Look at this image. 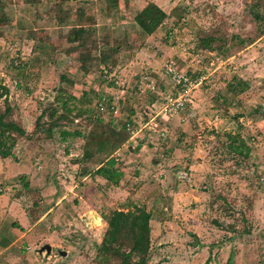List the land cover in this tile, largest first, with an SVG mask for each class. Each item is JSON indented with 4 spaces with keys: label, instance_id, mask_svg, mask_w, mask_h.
I'll return each instance as SVG.
<instances>
[{
    "label": "rangeland",
    "instance_id": "374dc122",
    "mask_svg": "<svg viewBox=\"0 0 264 264\" xmlns=\"http://www.w3.org/2000/svg\"><path fill=\"white\" fill-rule=\"evenodd\" d=\"M147 2L167 14L149 36L132 22ZM248 2L0 0L8 20L1 28L0 86L8 89V104L26 132L10 145L11 157L0 158V264H96L95 246L105 230L101 217L128 201L153 210L147 264H264V37L242 46L231 40L256 34ZM120 25L122 30L112 32ZM203 36L219 38L212 46L220 49L197 48ZM79 56L88 61L86 73L79 69ZM99 58L120 61L115 76L128 94L142 86L152 100L148 113L159 102L157 86L165 92L170 88L161 70L165 61L171 59L182 72L208 76L188 106L164 126L163 140L174 148L169 162L157 156L158 136L146 130L139 136L156 150L138 143L129 144L130 153L116 148H121L117 165L129 161L133 166L118 189L80 174L100 166L116 149L98 150L89 137L79 138L64 147L74 154L65 159L63 147L48 135L49 110L60 114L59 98L67 96L74 98L68 101L73 120L65 123L70 132L104 129L107 119L101 126L90 119L94 90L102 93L107 87ZM144 76L154 83L153 91L139 82ZM232 77L243 85L231 102V87L222 82ZM220 95L222 103L213 101ZM178 118L184 119L182 135L168 129ZM227 135L245 142V159L227 147ZM84 151L90 157L83 160ZM137 168L141 175L134 179ZM9 198L13 211L5 205ZM43 245L50 247L48 254L40 251Z\"/></svg>",
    "mask_w": 264,
    "mask_h": 264
},
{
    "label": "trees",
    "instance_id": "16d2710c",
    "mask_svg": "<svg viewBox=\"0 0 264 264\" xmlns=\"http://www.w3.org/2000/svg\"><path fill=\"white\" fill-rule=\"evenodd\" d=\"M112 5L115 3V0H110ZM247 6V13L255 25L256 34L251 39H240L237 36L231 37L234 44L237 45H250L254 40L264 37V0H249ZM167 18V14L163 12L155 3L147 2L143 5V7L135 13L132 18L135 26L145 35L153 34L159 27H161L163 21ZM63 18L57 17V20H61ZM181 24H184V19H179ZM8 20L6 16L3 14L2 7L0 6V37H2V27H5ZM80 28L78 30H74L75 36H80L81 34ZM81 41V40H80ZM216 41H219V38L214 36H203L199 37L196 41V47L208 50L215 51L219 50L220 46H216L213 48V44ZM222 41V40H221ZM225 41V40H224ZM223 41V42H224ZM78 46H83V44L78 43ZM79 62V69L82 73L87 72L88 61L85 60L84 57L79 56L77 58ZM87 61V62H86ZM97 64L101 66L100 68V77L102 79V83L106 84V88L108 94L105 95L108 97L106 102V107L104 112H99L96 109L97 101L103 96V92L98 89L94 90L96 98L93 103V111L91 114V121L98 126L103 124L102 119H107L106 123H104V129L94 132L88 131L81 132L79 130H74L70 132L67 128L68 125L65 123H70L73 119L69 118L71 114V110L73 107L68 108V101L74 100L73 97L67 96L65 100L60 99V108L61 113L56 115L55 108H51L49 110V126H48V135L51 138L54 134H57L60 141H64L69 137H78L85 141L88 137L90 140H93L98 150L103 149V147L109 145L111 149H116L121 147L127 140L128 135L124 131L125 123H132L133 120L136 122L135 118H132L135 113L134 108H130L125 111L126 114H122V110L117 111V114H113L110 110L112 106V97L117 91V88L112 85V83H108L107 74L116 73V61L115 59H98L96 60ZM12 69H19L20 67L12 66ZM116 68V69H115ZM187 75L195 76L198 74H189ZM27 77V76H25ZM65 80V78H61ZM141 81V80H140ZM107 82V83H106ZM67 83H70L67 81ZM225 86H230L231 93V102L235 98V94L239 92L240 87L243 85V81L236 77H232L227 82H222ZM20 84H15L18 88ZM137 89V88H136ZM91 90H89L88 94ZM97 91V92H96ZM138 91V89H137ZM93 92V90H92ZM114 92V93H113ZM8 89L1 85L0 86V98H3L2 105L0 106V158L5 159L11 157V144H14L16 139L24 138L26 132L19 121V116L16 113V117L13 115V110L11 106L8 104L7 95ZM58 94L62 93L60 90L57 92ZM87 93H82V96H87ZM94 94V93H91ZM58 96H55L54 99H57ZM60 97V96H59ZM221 98H214L213 101L222 103L224 98L220 95ZM118 106L120 107L121 103L118 100ZM188 106V105H187ZM129 111V113H128ZM139 111V110H138ZM76 116L81 114V110H76ZM134 112V113H133ZM145 115L142 117L144 118ZM37 127V123L35 124ZM95 138V139H94ZM100 138V139H96ZM115 138L117 141H112L111 139ZM226 139L227 147L236 155H239L242 158H246L249 150L245 145V142L238 138V135H227ZM81 140V141H82ZM160 141L159 151L157 156L163 155L166 159L170 157V151L167 148V144L163 139L158 138ZM58 141V140H57ZM87 141V140H86ZM59 142V141H58ZM90 154L86 151L83 152L81 158L88 159ZM118 162L114 161V159L109 158L105 162L101 163L93 171L85 172V170H81L80 174L84 175L85 173L90 174V177L98 176L105 180L106 184H110L114 187L118 186V181L121 177V172L119 170ZM22 178V177H21ZM23 187H26L27 184L24 181H21ZM154 200H152L150 207H154ZM126 208V209H124ZM122 210H111L106 215L102 216V220L105 223V230L103 232L102 238L95 246V263L96 264H147L148 255L150 251V227L149 222L151 220V208L147 209L143 204H132L131 202H127L124 206L121 207ZM12 227L15 226L14 223H11ZM4 241V240H3ZM3 241L0 242V245L3 244Z\"/></svg>",
    "mask_w": 264,
    "mask_h": 264
},
{
    "label": "built area",
    "instance_id": "2783aa9c",
    "mask_svg": "<svg viewBox=\"0 0 264 264\" xmlns=\"http://www.w3.org/2000/svg\"><path fill=\"white\" fill-rule=\"evenodd\" d=\"M162 75L170 84V88L168 91H159L158 97L159 102L155 105V110L151 111V115L147 117L148 113L147 109L144 110L145 119H142L141 122H135L133 120L132 123L124 124V131L127 133L128 138L126 142L121 146L124 151L127 150V147L130 143H136L139 139V135L144 130L148 131V133L154 134L158 136V138L165 139L166 129L165 124L168 123L171 119L178 116L180 112H182L186 106L189 104L192 94L200 88V86L205 85L207 80L206 74H199L195 76L187 75L186 72L180 71L175 63L169 59L165 61L162 66ZM116 74H107V81L112 83L113 86L117 88L116 93L112 97V106L110 110L113 114H117L118 100H120V96L125 93V89L123 84L119 82ZM143 84V87L149 91L154 90V83L150 80L147 81V78L144 76L140 81ZM142 86L138 89V92L141 93L143 90ZM108 97L104 94L101 96L99 101H97L96 109L99 112H104L106 107V102ZM121 148L116 149L110 158L114 159V161L118 162L121 157ZM159 158L161 160H165L166 158L163 155H160ZM1 192V190H0Z\"/></svg>",
    "mask_w": 264,
    "mask_h": 264
},
{
    "label": "crops",
    "instance_id": "0c3cea01",
    "mask_svg": "<svg viewBox=\"0 0 264 264\" xmlns=\"http://www.w3.org/2000/svg\"><path fill=\"white\" fill-rule=\"evenodd\" d=\"M156 4V3H155ZM157 5V4H156ZM114 16L116 17V13L114 14ZM133 22V21H132ZM133 25H135L134 23H133ZM119 31V30H122V28H121V25L120 26H118V27H116V28H113V30H112V32H114V30L115 31H117V30ZM78 42V41H77ZM75 45H77V43H75ZM118 49V48H117ZM120 54V53H119ZM121 56H123V55H121ZM120 62V61H119ZM119 62H117L116 64V68L118 69V67H121V66H118V64H119ZM128 66V64L127 65H124L123 67H127ZM122 67V68H123ZM140 82V81H139ZM96 89H98V88H96ZM138 89V88H137ZM137 89H136V86H133V88L130 90L131 91V93H129L128 94V91L126 90L125 91V93L122 95V96H120V103H121V105H120V110H122L123 112H122V114H126V112L125 111H127V110H129L130 108H134V114H133V116H132V118H135V119H138V121L139 122H141V120H142V117L144 116V110L147 108V104L150 102V101H152L151 99H149L148 98V93H147V95L145 96V94H143V92H141V93H139L138 91H137ZM157 90L158 91H162V92H164V89H162V88H159V85L157 86ZM100 91V90H99ZM103 93H108V91H107V89H104L103 90ZM114 93V92H113ZM116 93V92H115ZM139 97V100H137V97ZM138 106V107H137ZM125 110V111H124ZM139 110V111H138ZM128 113H129V111H128ZM21 118V117H20ZM19 118V119H20ZM143 119H145V118H143ZM176 123V124H175ZM175 125H177V127H175ZM169 129V131H175V133H179V135H182V133L185 131V129H184V119L183 118H178V120H177V122H173V124H172V126L170 127V128H168ZM59 142H58V141ZM81 140V139H80ZM50 141H52V144H57V146L59 145V146H61V147H63V154L62 155H64L65 156V159L66 158H70V157H73V155L74 154H72V152L70 153H68V154H66V152H67V150H69V149H64V147H66L67 145H71V144H73L74 142H79V138L78 137H69V138H67V139H65L64 141H60L59 140V137H54V136H52L51 138H50ZM136 143H138L137 144V147H139L140 148V146L141 147H145L146 146V148H148L149 150H151V149H155V147L150 143V142H148L147 140H145V138H143V137H141V136H139V139L136 141ZM166 144H167V141L165 142ZM145 145V146H144ZM167 148H168V150L170 151V157L172 156V154H173V146H171V145H169V144H167ZM132 148L130 147V145L127 147V150L126 151H128L129 153L132 151L131 150ZM156 150V149H155ZM158 150H159V147H158V149L156 150V152H158ZM158 154V153H157ZM76 157V156H75ZM170 157H168V159H165L164 161H167V162H169L170 160H169V158ZM163 161V164L165 163ZM174 165V164H173ZM132 168L133 169V166L131 165V163L129 162V161H127V162H124L123 164H121V165H119V170H120V172H121V177H120V179H119V181H118V186L116 187L117 189L119 188V186H121L122 184H121V182H124V178H125V174H126V170H129V168ZM96 169V168H95ZM91 171H93V170H91ZM174 170H172V172H173ZM139 172H140V170L137 168L136 170H133V173H132V176H133V178L134 179H136L138 176H140L141 174H139ZM169 173V172H168ZM179 174H181V177L183 176H185V174H182V173H179V172H176V174L175 175H179ZM91 178L90 177V174H84V175H82V178L84 179V178ZM94 177H98V176H94ZM180 178V177H179ZM102 181V182H100V183H105V180H103L102 178H100V177H98V179L96 180V181ZM107 189V188H106ZM124 189V188H123ZM12 200H11V198H9L8 199V201L6 202V206L8 207V209H10V211L12 210L13 211V206H12V204H13V202H11ZM60 202V201H59ZM129 202H131V201H129ZM132 204H136V203H134V202H131ZM124 209H126V208H124ZM114 210H122L121 208H116V209H114ZM6 211V210H5ZM153 210L151 209V212H152ZM47 213V212H46ZM46 213L44 214V215H46ZM39 220H37V221H35V223H37ZM104 225H105V223H103ZM6 242V241H5Z\"/></svg>",
    "mask_w": 264,
    "mask_h": 264
},
{
    "label": "water",
    "instance_id": "95a60500",
    "mask_svg": "<svg viewBox=\"0 0 264 264\" xmlns=\"http://www.w3.org/2000/svg\"><path fill=\"white\" fill-rule=\"evenodd\" d=\"M45 251L46 254L49 253L50 251V247L48 245H43L41 248H40V251ZM59 255L64 257L65 256V252H59Z\"/></svg>",
    "mask_w": 264,
    "mask_h": 264
}]
</instances>
